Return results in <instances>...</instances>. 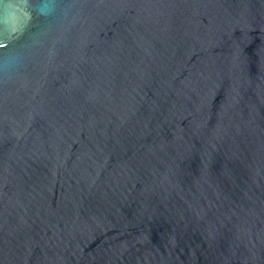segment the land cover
Here are the masks:
<instances>
[{
    "label": "water",
    "instance_id": "1",
    "mask_svg": "<svg viewBox=\"0 0 264 264\" xmlns=\"http://www.w3.org/2000/svg\"><path fill=\"white\" fill-rule=\"evenodd\" d=\"M0 264H264V0H0Z\"/></svg>",
    "mask_w": 264,
    "mask_h": 264
}]
</instances>
